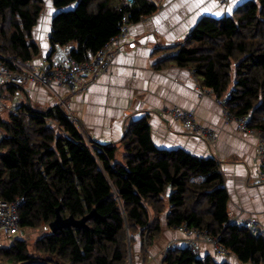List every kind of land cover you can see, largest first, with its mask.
<instances>
[{"label":"trees","instance_id":"1","mask_svg":"<svg viewBox=\"0 0 264 264\" xmlns=\"http://www.w3.org/2000/svg\"><path fill=\"white\" fill-rule=\"evenodd\" d=\"M51 51L72 46L88 61L120 33L158 10L151 0H51ZM44 0H0V59L26 64L40 54L34 29ZM168 62L190 68L220 100L230 92L228 113L249 118L264 133V0H249L231 16L203 18ZM14 92L22 86H6ZM14 94V93H13ZM0 116V199H23L21 235L0 261L9 264H128L137 240L145 262L163 233L186 227L216 238L240 264H264V234L231 220L230 196L220 163L183 149L155 146L148 118L133 122L121 145H89L81 126L62 105L47 110L19 106ZM62 219H85L82 227L52 232ZM234 221V222H233ZM44 234L32 244L24 231ZM49 228V229H48ZM178 231V230H177ZM189 248L166 253L162 264H232ZM135 264V263H134Z\"/></svg>","mask_w":264,"mask_h":264},{"label":"crops","instance_id":"2","mask_svg":"<svg viewBox=\"0 0 264 264\" xmlns=\"http://www.w3.org/2000/svg\"><path fill=\"white\" fill-rule=\"evenodd\" d=\"M151 1L157 4L158 10L130 26L121 53L115 57L108 74L91 81L87 79V82L77 86L74 93L66 89L51 93L44 87L26 83L14 92L5 89V98L11 101L16 96L20 107L28 105L35 110H47L62 103L60 105L74 115L82 133L103 146L119 145L128 127L147 117L157 148L183 149L194 157L218 161L230 196L231 220L250 224L254 219L256 226H248H254L255 230L264 234V184L259 181L261 163L256 137L238 131L236 123H226L224 109L218 104L215 94L202 86L190 68L168 62L177 53L178 47L186 43L199 21L231 16L249 0H231L227 5L217 0ZM45 2L49 15L42 17L34 29L40 54L32 61L21 64L33 71L40 68L51 50L49 23L56 10L52 8L51 0ZM67 48L73 49L72 46ZM65 49L60 48L61 51ZM87 83L89 89L82 93ZM173 106L195 112L199 124L212 131L216 141H202L189 134L181 124L162 115L166 108ZM119 152L117 160L122 162L124 149ZM162 223L163 233L151 248L147 262L140 255V244L135 246V264H160L172 243L177 248H186L185 236L169 229L165 217ZM23 235L30 238L32 232L24 231ZM14 240H6L0 235V252L8 250ZM201 249L217 261H237L234 257L216 256L209 245H201ZM0 264L9 263L0 261Z\"/></svg>","mask_w":264,"mask_h":264},{"label":"built area","instance_id":"3","mask_svg":"<svg viewBox=\"0 0 264 264\" xmlns=\"http://www.w3.org/2000/svg\"><path fill=\"white\" fill-rule=\"evenodd\" d=\"M130 5H133L136 0H126ZM221 4L227 5L231 0H217ZM130 25H123L120 28V33L111 39L109 43L98 53L91 56L88 61L79 62L71 55V49L67 48L61 51L56 48L51 51L41 62L40 68L32 70L29 67H23L20 63L11 61V68L7 63L0 59V116L5 114L17 115L19 104L17 97L9 99L5 98L4 90L6 86H24L26 83H31L36 86L44 87L49 92L54 93L58 89H66L70 92L76 91L79 84L87 82V79H95L101 75H106L110 72L115 57L120 53L122 43L125 41ZM116 53V54H115ZM116 55V56H115ZM84 87L82 93L89 89L88 83ZM231 99L229 92L225 98L218 100V104L224 109L223 115L226 123H236L237 129L240 132L256 137L257 151L260 157V173L259 181L264 184V133L261 130L249 129L247 127L249 118L244 117L237 119L231 116L225 108L228 100ZM163 115L174 122L183 126V128L192 136L213 143L216 140V135L208 128L203 127L197 121L193 111H187L180 107H169L163 111ZM23 204V199H17L12 202H7L0 199V235L8 239H13L21 235L20 229V209ZM234 222V221H233ZM246 225L256 226L254 220L250 224L243 222ZM186 238V247L191 249L201 261L207 256L201 249V245H209L214 249L216 256H228L230 253L219 246L216 238L209 237L207 234L188 229L186 227L177 228ZM176 248V244L172 243L166 251H171ZM165 256L162 257L163 258ZM162 264V263H160Z\"/></svg>","mask_w":264,"mask_h":264},{"label":"rangeland","instance_id":"4","mask_svg":"<svg viewBox=\"0 0 264 264\" xmlns=\"http://www.w3.org/2000/svg\"><path fill=\"white\" fill-rule=\"evenodd\" d=\"M48 1V0H47ZM44 2H45V0H44ZM45 11H44V13H43V17H45V15L46 16H48L49 15V13L47 12V3L45 2ZM52 10V9H51ZM120 53H121V51H120ZM119 53V54H120ZM116 54V53H115ZM116 56V55H115ZM192 72V74L195 76V74H194V71H191ZM81 92H82V90H81ZM73 93V92H72ZM60 104H62V103H60ZM59 104V105H60ZM63 106V105H62ZM65 107V106H64ZM174 107V106H173ZM65 110L67 111V113L71 116V117H74V115L65 107ZM195 113V112H194ZM162 115H163V112H162ZM195 116H196V114H195ZM75 118V117H74ZM196 118H197V116H196ZM86 133V132H85ZM87 134V133H86ZM87 136H88V134H87ZM87 136H85L87 139H88V141H89V145H91V146H94V145H97L94 141H92L90 138H88ZM216 141V140H215ZM214 141V142H215ZM117 147H118V153H117V155H119L120 154V149H124L123 148V146L121 145V142L119 143V145H116ZM251 220H254V219H251ZM256 222V221H255ZM252 228V230H255L256 228L253 226V227H251ZM49 229V228H48ZM44 232H45V229L43 228V229H41L40 231H38V232H36V234L34 233V234H32V236H30V238H28V237H25V236H23L26 240H28L29 241V243L30 244H32V242L34 241V240H36L37 238H39V237H41L43 234H44ZM137 243H138V246H139V239L137 240ZM136 246V245H135ZM140 250H141V246H140ZM167 252H169V251H165V253H164V255L163 256H166V253ZM140 255L142 256V254H141V252H140ZM229 256V255H228ZM163 262V261H162ZM135 263V259H133L132 258V252H131V249H130V252H129V262H128V264H134ZM232 264H240L239 262H237V261H233L232 262Z\"/></svg>","mask_w":264,"mask_h":264},{"label":"water","instance_id":"5","mask_svg":"<svg viewBox=\"0 0 264 264\" xmlns=\"http://www.w3.org/2000/svg\"><path fill=\"white\" fill-rule=\"evenodd\" d=\"M88 217L81 221H76L74 220L73 217H69L68 219H62L60 215L58 214V217L54 222H52L49 226L50 230L52 232H56L58 230H62L63 228H68V227H82L85 225V222Z\"/></svg>","mask_w":264,"mask_h":264},{"label":"bare ground","instance_id":"6","mask_svg":"<svg viewBox=\"0 0 264 264\" xmlns=\"http://www.w3.org/2000/svg\"><path fill=\"white\" fill-rule=\"evenodd\" d=\"M208 94V93H207ZM209 94H211V93H209ZM247 127H248V125H247ZM72 228V227H71Z\"/></svg>","mask_w":264,"mask_h":264},{"label":"clouds","instance_id":"7","mask_svg":"<svg viewBox=\"0 0 264 264\" xmlns=\"http://www.w3.org/2000/svg\"><path fill=\"white\" fill-rule=\"evenodd\" d=\"M161 263H162V261H161Z\"/></svg>","mask_w":264,"mask_h":264}]
</instances>
